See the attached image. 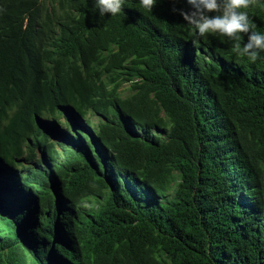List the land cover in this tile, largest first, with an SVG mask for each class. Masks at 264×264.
I'll use <instances>...</instances> for the list:
<instances>
[{
	"label": "trees",
	"instance_id": "trees-1",
	"mask_svg": "<svg viewBox=\"0 0 264 264\" xmlns=\"http://www.w3.org/2000/svg\"><path fill=\"white\" fill-rule=\"evenodd\" d=\"M187 7L0 0V264H264V51Z\"/></svg>",
	"mask_w": 264,
	"mask_h": 264
},
{
	"label": "clouds",
	"instance_id": "clouds-1",
	"mask_svg": "<svg viewBox=\"0 0 264 264\" xmlns=\"http://www.w3.org/2000/svg\"><path fill=\"white\" fill-rule=\"evenodd\" d=\"M255 0H186L187 9H173L183 18L185 24L195 30V35L204 38L219 35L233 41V52L247 56L255 61L264 51V34L250 29L247 9ZM141 6L152 11L157 0H140ZM95 7L101 17L106 14L116 16L121 12L122 0H95ZM241 34L247 36V42L241 46ZM198 44L193 40V45Z\"/></svg>",
	"mask_w": 264,
	"mask_h": 264
}]
</instances>
